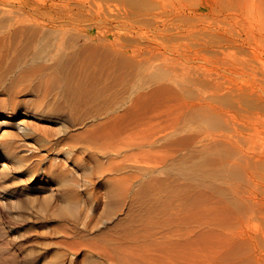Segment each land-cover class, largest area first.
Segmentation results:
<instances>
[{"label":"rangeland","instance_id":"1","mask_svg":"<svg viewBox=\"0 0 264 264\" xmlns=\"http://www.w3.org/2000/svg\"><path fill=\"white\" fill-rule=\"evenodd\" d=\"M0 21L1 32L60 34L146 99L131 115L142 122L98 134L0 116V151L12 132L38 156L6 174L0 162V214L19 264H264V205L251 224L244 213L250 198L264 201V0H0ZM200 164L217 179L179 171ZM67 202L74 214L62 213ZM225 216L228 232L254 236L221 253L206 232Z\"/></svg>","mask_w":264,"mask_h":264},{"label":"bare ground","instance_id":"2","mask_svg":"<svg viewBox=\"0 0 264 264\" xmlns=\"http://www.w3.org/2000/svg\"><path fill=\"white\" fill-rule=\"evenodd\" d=\"M103 17L102 20L106 22L107 27L120 23L122 18L120 15L110 17L111 20H108L106 16ZM0 24V106L2 108L0 116L12 117L18 111L20 114H37L43 120L53 119L52 123H61L66 130L75 125L84 126L88 123L85 131H92L95 134H98L101 129L131 123L133 119L142 122V115L131 117L138 112L142 114L145 109V95L140 94L138 89L141 86L129 83L114 86L107 75V72L111 70L106 71L101 68V63L96 60L94 53L87 57L81 54V50L72 53L70 46L60 34L27 32L20 29L19 25L13 26L12 30L1 32L6 23L0 21ZM29 95H35L34 97L38 99L29 103L25 99ZM53 95L57 97L54 98ZM51 111L55 113L54 118L49 116ZM157 118L159 115L156 113L151 120ZM24 121L25 119L22 123ZM8 122L5 120L1 124L6 125ZM22 123L18 124V128L26 131L25 138H31L30 128ZM49 126L41 124V127L37 128V131L42 133V141L46 143L51 142V135L54 132V128H49ZM5 136L7 137L6 146H3V150L0 151V162L6 159L2 167L4 174L11 169L10 172H12L13 168L28 166L31 159L38 157L33 154L36 147L34 149L30 144L32 148L24 147V149L27 152L32 151L31 157L22 154L23 148L19 142L18 133L7 132ZM30 164H33V161ZM32 168H34L33 165L28 171L29 175L33 172ZM209 168L210 166L206 164H200L193 166L191 171L188 170V174L185 169L179 171L183 176L194 181L216 180L217 170ZM44 174H47V178H55L58 175L56 172L51 173L46 170ZM58 178H61V184L69 185L70 181L65 174L60 173L56 179ZM44 179L45 177L41 182H36V185H41ZM1 180L2 178H0V183ZM201 186L209 189L205 184ZM29 200L34 202L36 199L30 198ZM255 200L256 198L248 200L250 206L244 212L249 214L250 224L258 217L259 210L264 205L263 200ZM70 204L71 202L66 203L63 214H74V204L73 206ZM225 220L227 216L221 217L216 228L212 230H216L212 233L215 236L206 232V236H212L211 241L214 240L221 253L231 241V244L234 243L235 246L241 245L243 237L254 236V233L250 232L231 234L225 228ZM3 225V217L0 214V264H19L18 255L15 254L13 248L8 247L11 241L7 232L8 228ZM233 264H242V262L236 261Z\"/></svg>","mask_w":264,"mask_h":264}]
</instances>
